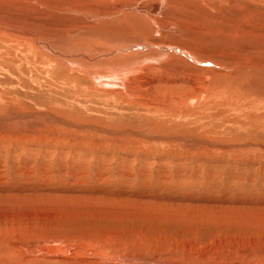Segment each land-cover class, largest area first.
Returning a JSON list of instances; mask_svg holds the SVG:
<instances>
[{
    "label": "rangeland",
    "instance_id": "1",
    "mask_svg": "<svg viewBox=\"0 0 264 264\" xmlns=\"http://www.w3.org/2000/svg\"><path fill=\"white\" fill-rule=\"evenodd\" d=\"M100 1L94 13L128 4ZM9 46L0 45V252L51 240L71 264L98 252L264 264V103L255 94L217 103L197 92L189 110H170L168 96L99 91L86 74L65 77L67 66L44 71L47 52Z\"/></svg>",
    "mask_w": 264,
    "mask_h": 264
},
{
    "label": "bare ground",
    "instance_id": "2",
    "mask_svg": "<svg viewBox=\"0 0 264 264\" xmlns=\"http://www.w3.org/2000/svg\"><path fill=\"white\" fill-rule=\"evenodd\" d=\"M98 1L0 0V45L4 49L13 44L27 55L36 54L35 50L47 52L53 59L44 61V71H55L54 67L62 71L67 66L70 71L65 77L73 82V73L86 74L99 91L133 89L138 94L153 91L168 96L173 103L167 106L170 110L179 105L187 111L191 102L199 96L210 99L212 92L217 103L223 94L235 101L250 100L255 94L254 104L264 103V0H241L242 4L238 0H172L166 7L162 0H141L149 3V10L139 6L138 0H127L128 4L112 5L114 14H97L98 7L92 10ZM239 58L247 63L238 68ZM243 101L238 108L252 105L243 107ZM15 244L17 252H3L6 248L0 252L5 255L0 264L15 261L12 255L14 264L72 263L60 241ZM150 253L98 252L96 259L81 258L76 264H209L203 257L188 254L179 262L175 256Z\"/></svg>",
    "mask_w": 264,
    "mask_h": 264
}]
</instances>
